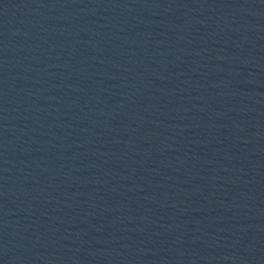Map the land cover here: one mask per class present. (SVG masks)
I'll use <instances>...</instances> for the list:
<instances>
[{
  "label": "water",
  "instance_id": "water-1",
  "mask_svg": "<svg viewBox=\"0 0 264 264\" xmlns=\"http://www.w3.org/2000/svg\"><path fill=\"white\" fill-rule=\"evenodd\" d=\"M156 0H0V264H8Z\"/></svg>",
  "mask_w": 264,
  "mask_h": 264
}]
</instances>
